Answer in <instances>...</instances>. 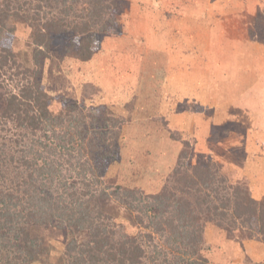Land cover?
I'll return each instance as SVG.
<instances>
[{
  "label": "trees",
  "instance_id": "16d2710c",
  "mask_svg": "<svg viewBox=\"0 0 264 264\" xmlns=\"http://www.w3.org/2000/svg\"><path fill=\"white\" fill-rule=\"evenodd\" d=\"M120 10L121 0H0V264H48L47 230L65 243L49 264H209L207 226L264 229V205L218 163L189 165V148L158 188L114 184L123 123L93 104L100 89L84 83L78 100L45 91L55 47L91 60Z\"/></svg>",
  "mask_w": 264,
  "mask_h": 264
},
{
  "label": "rangeland",
  "instance_id": "374dc122",
  "mask_svg": "<svg viewBox=\"0 0 264 264\" xmlns=\"http://www.w3.org/2000/svg\"><path fill=\"white\" fill-rule=\"evenodd\" d=\"M121 2L122 10L116 14L115 27H110L109 33L101 36L100 49L94 53L91 60L81 62L65 55L62 53V48L57 46L55 51L51 52L49 59L45 61L42 81L45 91L56 99L78 100L84 83L93 84L100 89L99 94L93 97V104L103 105L123 123L121 127L123 141L120 142L119 157L108 166L106 178L123 187L146 186L145 182H148L150 177H156L160 183L164 182L175 165L166 171L167 173L163 170L161 172L158 167L160 172L155 175L152 164L142 158L149 157L150 153L147 143L143 145L144 141L152 140L162 148L165 137L168 136L180 147L176 157L185 148L190 149L191 155L193 146L198 145L195 137L193 140L186 134L173 131L160 116L159 86L163 88L174 81L181 84V79H187L184 76L179 78L182 74L188 73L186 69L190 72L196 69L195 76L191 77L192 86L197 87L196 92L204 89L203 91L213 94L218 92L219 97L234 96L232 80L243 79L244 72L249 69L248 65L242 64L243 61H247L249 54L257 55V47L254 45L257 42L254 38L264 41V0H121ZM194 8L197 9V14ZM159 10L167 11L165 17L164 15L161 17ZM189 11H192L193 15L187 14ZM241 11L244 13L237 15ZM183 12H187V15ZM190 16L197 17L192 18L191 26L190 21L187 20ZM224 23H226L225 27H221ZM163 25L169 29V35H172L171 38L167 35L166 40L163 37L160 38V28ZM208 29L214 31L213 69L206 74L205 65L208 62L206 63L202 53L206 47L202 41L205 40V31L207 32ZM18 30L20 31L18 47H22L26 36L25 29L18 26ZM243 32L245 37L250 38L252 44L242 41L241 33ZM122 37L124 38L122 40H128L129 43L130 52L126 53L129 61L111 62L110 58L112 60L113 55H110V52L113 54L116 48L114 42ZM118 43H122L120 50L114 53L117 55L115 57L121 59L120 53H125L123 50L126 46L123 42ZM262 48L264 49V46ZM106 50L107 55L104 54ZM179 53L186 59L180 63L182 71L179 72V76L174 78ZM159 61H161L160 69ZM254 64H257L256 70L261 68L259 61ZM152 67L157 68L155 74L149 72ZM199 67L203 71H198ZM213 72L219 74H213ZM169 73L170 75L162 80L161 85L157 74L160 77L161 74L166 76ZM249 73L252 75L255 71ZM236 88H240L238 91L240 92L242 86L237 85L234 89ZM111 90L115 92L116 100L112 97ZM161 91L164 92V90ZM172 94L177 95L175 90ZM247 108L241 110L240 114L245 112L248 114L250 107ZM209 111L210 114H214L211 108ZM198 118L206 121L207 116L202 114ZM228 129L232 130L231 127ZM209 153L213 152L209 150ZM187 163L195 166H215L216 163L220 165L218 161L211 160L197 164L191 156ZM220 171L224 172L222 173L224 177L232 175L233 182L237 181L236 174H229L231 171L227 172L222 166ZM238 183H242L240 186L248 190L245 180H240ZM258 204L264 205V201ZM119 221H123L128 233L137 232L127 220ZM44 233L52 246L48 250L51 254L46 261L48 264L57 262L65 244L61 234L55 230H47ZM203 237L204 250L201 251V255L209 264H264V229L260 232L259 225L255 223L247 228L232 231L234 239L212 225L205 228Z\"/></svg>",
  "mask_w": 264,
  "mask_h": 264
},
{
  "label": "crops",
  "instance_id": "0c3cea01",
  "mask_svg": "<svg viewBox=\"0 0 264 264\" xmlns=\"http://www.w3.org/2000/svg\"><path fill=\"white\" fill-rule=\"evenodd\" d=\"M193 10L196 11L197 9L194 8ZM165 12L167 11L161 12L159 10L161 17L163 15L165 17ZM183 13L186 14L187 12ZM243 13L244 11H241L238 12L237 15ZM187 14L193 15L192 11H189ZM192 18L197 17H187V20L190 21V26L192 24ZM225 25L226 23L221 24V27H225ZM168 30L169 29L163 25L160 28V38L163 37L166 40L167 35H169ZM205 33V40L202 42L206 47L204 48V51L202 53L205 56L206 63L208 62V64L205 65V73L207 74L213 69L212 39L214 31L213 29H208L207 32L205 31ZM241 34L243 39L242 41H244L245 43L247 42L248 44H252L250 38L245 37L244 32ZM169 37L171 38L172 35H169ZM122 39L124 38H117L114 42V44H116V48L113 50V54L112 52H110V55H113L111 56L112 60L110 58L111 62L116 61V63H119L129 61L126 58V53L128 54L130 52V48H128L129 43L128 40ZM254 41L257 42L254 43V45L257 47V55L249 54V56L247 57V61H243L242 63L244 65H248V71L244 72L245 76L243 77V79L232 80L234 87H237V85L242 86L240 92L238 91L241 87L239 89H234L233 87L234 96L219 97L217 96L218 92L214 93L216 95L215 96L209 91H203L204 89H201L200 92H196L197 87L192 86L191 77L195 76L194 74L195 72H197V70L192 69L190 72L189 69H186L188 73L182 74L179 78H182L184 76L188 80L181 79V84L180 82L174 81L171 82L169 86H165L163 88H160L159 86V94H161V96L158 100V104L160 107L158 108V111L160 112V116L164 118L167 126L173 129V131L180 132L181 134H186L190 137V139L193 140L195 137L196 140H198V145L195 144V146H193L190 155L197 164L206 163L209 160L218 161L220 163V166H222L224 170H226L227 172L231 171L229 174H236L235 177H237L238 179L235 182H238L240 180L246 181L251 199L256 202H263L264 49L262 48V46H264V41L258 38H254ZM118 42H123V44L126 46V49L123 50L125 53H120L121 59L115 57L117 55L114 53V51L117 53V50H120L119 47L122 43ZM175 43H177V41H175ZM106 52L107 50L104 54L107 55L108 52ZM184 59L186 58H183L181 53H179V62H177L175 66V72L173 75L174 78H177L179 76V72L182 71V65L180 63ZM257 61H259L261 64V68L258 70H256L257 64H254V62L257 63ZM160 62L161 61H159L158 66L159 69L161 67ZM202 68H204L203 65ZM202 68L199 67L198 71H203ZM156 70L157 68L154 69V67H152V69H149V72H154L153 74H155ZM253 70L255 71V73L250 75L249 72ZM216 73L217 72H213V74ZM169 75L170 73L166 76H163L161 74L159 77L157 74L158 80L161 81V85L162 80ZM161 90H164V92ZM174 90L177 93L176 96L172 94ZM170 91H172V93ZM111 93L112 97H115L116 100L115 92L111 90ZM247 107H250V111L248 112V114L246 112L240 114L241 110ZM210 108L211 111H214V114H210ZM202 114H205L207 116L206 121L198 118ZM228 127H231L232 130L228 129ZM165 138L166 140L163 143L162 148L159 147L158 143L152 140H146L143 142V145L146 142L149 146L147 148L150 150V153L149 157L143 156L142 158L152 164L153 172L155 173V175L160 172L158 171L159 169L161 170V172L162 170L165 172L170 170L175 165V158H177V152L180 150V147H178V145L174 141H172L170 137L167 136ZM203 140L206 141L204 142ZM162 142L163 141H161V143ZM206 148H210L209 150L213 152V155L209 153V150L206 151ZM167 151H171L172 153H168ZM160 184V181L156 179V177H150V180L148 182H145V185L149 188L156 186V188H158ZM251 244L252 243H250V245ZM245 245H247V243Z\"/></svg>",
  "mask_w": 264,
  "mask_h": 264
}]
</instances>
